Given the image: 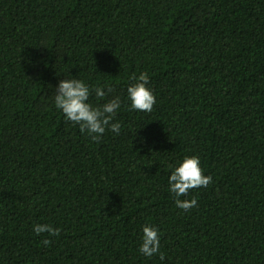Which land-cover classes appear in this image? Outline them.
Returning a JSON list of instances; mask_svg holds the SVG:
<instances>
[{
	"label": "trees",
	"instance_id": "trees-1",
	"mask_svg": "<svg viewBox=\"0 0 264 264\" xmlns=\"http://www.w3.org/2000/svg\"><path fill=\"white\" fill-rule=\"evenodd\" d=\"M141 72L156 104L119 134L54 107L70 75L126 101ZM191 155L213 179L184 211L167 179ZM0 264H264V0H0Z\"/></svg>",
	"mask_w": 264,
	"mask_h": 264
},
{
	"label": "clouds",
	"instance_id": "clouds-1",
	"mask_svg": "<svg viewBox=\"0 0 264 264\" xmlns=\"http://www.w3.org/2000/svg\"><path fill=\"white\" fill-rule=\"evenodd\" d=\"M149 75L141 72L138 76L130 77V83L126 86V101H122L119 95L106 99L113 89L107 84L89 85L85 80L73 76L64 78L58 82L53 96L54 107L62 112L65 120L79 126L82 134H87L91 140L99 141L103 134L111 131L119 134L121 122L116 119L122 110V105L128 110L139 112H151L156 104V96L149 84ZM94 94L97 103L90 100ZM99 101H104L99 103ZM168 175V191L174 199L177 208L187 211L197 205V199H181L191 189L207 187L212 182V176L206 175L201 166L198 155L185 156L175 165H170ZM32 231L39 235L47 232L52 236H58L60 229L50 224H34ZM161 236L159 228L151 223L142 226V234L137 251L144 257L151 258L159 255L161 261L165 259L160 251ZM43 243L47 245L48 240Z\"/></svg>",
	"mask_w": 264,
	"mask_h": 264
}]
</instances>
